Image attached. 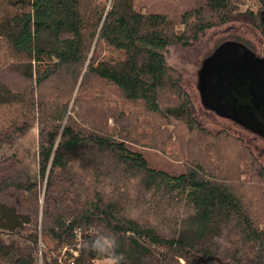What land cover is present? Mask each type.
Wrapping results in <instances>:
<instances>
[{
    "label": "trees",
    "instance_id": "trees-1",
    "mask_svg": "<svg viewBox=\"0 0 264 264\" xmlns=\"http://www.w3.org/2000/svg\"><path fill=\"white\" fill-rule=\"evenodd\" d=\"M236 18L264 41L262 0H0V264H264V165L165 58Z\"/></svg>",
    "mask_w": 264,
    "mask_h": 264
},
{
    "label": "rangeland",
    "instance_id": "rangeland-1",
    "mask_svg": "<svg viewBox=\"0 0 264 264\" xmlns=\"http://www.w3.org/2000/svg\"><path fill=\"white\" fill-rule=\"evenodd\" d=\"M249 6L255 10L259 4L250 5L247 1L240 11ZM233 44L244 46L257 57H264V41L260 31L252 25L249 18H236L221 26L207 29L188 47H167L165 58L169 65L181 72L182 86L189 93L195 107V116L202 125L210 131L225 129L240 136L264 165V137L243 128L227 117L220 116L214 110L208 109L202 101L200 75L205 62L212 58L220 47Z\"/></svg>",
    "mask_w": 264,
    "mask_h": 264
},
{
    "label": "water",
    "instance_id": "water-1",
    "mask_svg": "<svg viewBox=\"0 0 264 264\" xmlns=\"http://www.w3.org/2000/svg\"><path fill=\"white\" fill-rule=\"evenodd\" d=\"M204 105L264 137V58L239 44L220 47L200 75Z\"/></svg>",
    "mask_w": 264,
    "mask_h": 264
},
{
    "label": "clouds",
    "instance_id": "clouds-1",
    "mask_svg": "<svg viewBox=\"0 0 264 264\" xmlns=\"http://www.w3.org/2000/svg\"><path fill=\"white\" fill-rule=\"evenodd\" d=\"M84 247L97 256L100 264H125L123 253L117 252L119 243L115 234L96 233L91 240L84 242Z\"/></svg>",
    "mask_w": 264,
    "mask_h": 264
},
{
    "label": "flooded vegetation",
    "instance_id": "flooded-vegetation-1",
    "mask_svg": "<svg viewBox=\"0 0 264 264\" xmlns=\"http://www.w3.org/2000/svg\"><path fill=\"white\" fill-rule=\"evenodd\" d=\"M263 58H264V57H263ZM209 60H210V59H209ZM209 60H208V61H209ZM208 61H207V62H208ZM225 117H227V116H225ZM227 118L231 119L230 117H227ZM231 120L234 121V122H236L238 125L242 126L243 128H245V129H247V130H249V131H252V130L248 129L247 127H245L241 122H238V121H236V120H234V119H231ZM252 132H254V131H252ZM254 133H256V132H254ZM256 134L262 136V134H259V133H256Z\"/></svg>",
    "mask_w": 264,
    "mask_h": 264
}]
</instances>
